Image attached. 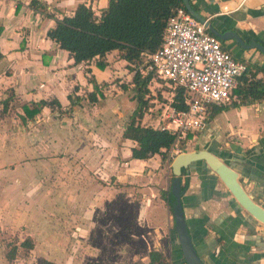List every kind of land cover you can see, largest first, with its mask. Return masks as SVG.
<instances>
[{
  "label": "crops",
  "instance_id": "obj_1",
  "mask_svg": "<svg viewBox=\"0 0 264 264\" xmlns=\"http://www.w3.org/2000/svg\"><path fill=\"white\" fill-rule=\"evenodd\" d=\"M37 1L45 7V12L31 8V0H0V89H12L23 103L46 100L50 96L60 102L61 112L51 113L48 109H43L36 120L28 125L50 124L57 147L68 148L72 156L76 154V158L82 159L85 167L83 172L88 175L85 187L88 190L85 197L91 199L88 203L106 206L109 203L107 199L114 201L121 194V190L106 185L105 176L106 173L112 174L117 177L116 182L121 184L123 161L130 166L140 164L141 171L149 172L147 189L143 191L152 195L145 194L148 196L146 200L154 195L161 197L164 193L163 202L169 210L165 193L170 187L169 179L166 181L165 178L162 183L158 181L164 180V169L162 170L159 157H151L146 161L131 160L130 149L135 144L122 139L123 130L119 133L120 143L110 142L107 138L109 129L106 128V121L108 118L112 119L111 123L116 120L114 117L117 106L108 100L104 101L103 106H91L85 101L71 105L76 96L89 89L83 64L73 66L67 52L59 49L46 37L47 31L54 26V21L46 17L50 11L70 14L79 4L101 9L107 7L108 0ZM192 3L196 6L197 13L215 30L235 33L245 44L258 43L264 47V0H193ZM219 41L222 48L237 61L247 64L251 74H255L258 68L264 69V55L257 49L242 50L233 40ZM113 55L114 53L106 57L109 66L105 71L92 65L89 67L91 76L98 84L108 82L112 76L117 77L118 72L114 68L122 61L116 60L117 63L113 64V60L109 59ZM254 78L264 79V75L257 73ZM75 87L77 91L74 90ZM235 91L233 90V100L229 106L214 107L216 114L210 119L207 130L202 132L204 136L201 133L197 137H202L200 140L211 144L212 151L238 174L245 191L264 208V101L231 106L234 101H238ZM81 118L87 121V125L82 127ZM71 121L80 124L73 128L72 135L76 139L81 137L85 144H91L92 147L86 148L81 141V148H78L76 139L71 137L68 130ZM58 124L65 129H60ZM46 132L49 133V129ZM66 132L69 137L65 141L62 135ZM106 143L115 149L108 156L105 151ZM82 146L86 149H82ZM200 164L203 166L200 165L199 169L205 171V164ZM90 172L97 182L90 178ZM199 176L201 175L194 172L193 166L181 176V183L185 179L189 180L182 207L192 241L203 263L264 264V227L238 206L215 175L209 173ZM142 177L132 178L142 183ZM154 183L158 184L157 189ZM116 191H119L117 196ZM112 196L114 197L109 199ZM158 210L162 213L163 207L158 205ZM147 213L149 215V210ZM91 216L92 214L87 215L89 218ZM158 216L159 211L153 215L154 218ZM215 232L224 237L226 248H218L220 252L214 256L212 249L215 245ZM152 251L162 254L163 258L168 253L166 249H152L150 252ZM171 257L175 258L172 254ZM146 259V264H149L148 255ZM164 261L170 264L166 259Z\"/></svg>",
  "mask_w": 264,
  "mask_h": 264
},
{
  "label": "rangeland",
  "instance_id": "obj_2",
  "mask_svg": "<svg viewBox=\"0 0 264 264\" xmlns=\"http://www.w3.org/2000/svg\"><path fill=\"white\" fill-rule=\"evenodd\" d=\"M110 59L113 64L117 63L116 58ZM124 65V62H119L115 66L118 75L112 76L109 82L114 78L124 84L131 81L132 67ZM147 89L149 92L145 100L148 108L142 124L161 128L169 122L165 116L170 114L167 108L172 103L175 90L160 80H153ZM115 90L117 92L111 90L114 95L108 92L105 100L117 106L116 120L111 123L112 119L108 118L106 128L109 129L107 138L110 142L120 143L119 133L137 107L136 92L132 89L126 93ZM3 94L0 89V99ZM22 101L14 95L8 112L2 114L0 109V264H146V257L152 249H166L168 253L164 254V259L170 264H184L172 215L163 197L154 195L146 200L148 196L145 194L152 195L143 191L147 189L149 172L141 171L140 164L130 166L122 161L121 184L116 182V176L108 173L105 176L106 185L121 190V194L114 201L107 199L109 203L106 206L88 203L91 201L85 197L88 195V190H85L88 175L83 172L82 159L76 158V154L72 156L68 148L57 147L50 124L23 126L17 118L24 104ZM82 101L88 104L86 99ZM81 120L82 127L87 125V121ZM78 124L70 122V135ZM58 126L65 129L60 124ZM196 135L188 134L182 149L178 143V154L204 149L203 140H200L202 137ZM62 136L65 141L69 137L67 132ZM201 136H204L203 133ZM71 137L76 139L74 135ZM76 141L79 149L82 143L85 144L81 137ZM84 146L92 147L88 143ZM85 147L82 146V149ZM114 150V146L106 143L107 156ZM116 160L119 162V159ZM172 160L162 163L164 180L158 179L160 183L166 178L171 184ZM200 165L198 162L190 167L193 166L194 172L202 176ZM133 176L142 177V183L133 180ZM90 178L97 182L92 172ZM154 186L156 189L159 187L157 183ZM117 193L119 191H116V196ZM158 205L163 207L162 213ZM157 211L159 216L154 218ZM90 214L92 216L87 217ZM27 238L34 243L31 251L19 246ZM14 246L17 247L16 258L8 263L5 255Z\"/></svg>",
  "mask_w": 264,
  "mask_h": 264
},
{
  "label": "trees",
  "instance_id": "obj_3",
  "mask_svg": "<svg viewBox=\"0 0 264 264\" xmlns=\"http://www.w3.org/2000/svg\"><path fill=\"white\" fill-rule=\"evenodd\" d=\"M192 1L190 0L192 9L198 12ZM30 6L34 10H41V13L45 12V7L37 0H31ZM179 7H184L181 0H108L106 8L94 9L90 5L79 4L70 14L59 11H50L46 14V17L54 21V26L46 33L47 39L67 52L73 66L83 64V73L89 89L76 96L71 105H77L86 99L88 105L103 106L111 90L117 92L115 89H118L122 93L130 89L135 90L137 107L128 117L121 135L123 140L135 144L130 149L131 160L146 161L157 156L162 163L171 162L168 154L175 144V135L160 127L153 128L142 124L145 110L148 108L145 96L149 92L147 88L153 80V74L140 71L139 66L142 55L157 50L168 18ZM113 53L112 58L124 62L127 68L132 67L131 81L124 84L120 83L118 78H114L110 82L98 84L91 76L89 67L92 65L100 71H105L109 66L106 57ZM257 73L264 75V69H256L255 74ZM255 74L252 72L251 80L241 79L234 89L238 101H234L231 106L264 101V79H255ZM113 87L115 89H111ZM74 90L77 91V88ZM2 91L4 94L0 99V109L3 114L8 112L16 94L10 88ZM112 94L114 95V93L110 95ZM183 98V90L176 89L170 106L174 110H182ZM43 109H48L51 113L61 112L62 106L53 96L38 102L29 101L21 105V112L17 118L26 126L33 123ZM215 114L216 111L213 109L210 119ZM186 138L179 142L180 149L189 137ZM184 190L185 188L181 189L182 192ZM166 202L172 214L175 199L170 190ZM19 246L26 251L34 249V243L30 238L23 240ZM16 254L17 247L14 246L5 255L6 261L12 263ZM148 259L149 264H167L162 254L158 252H149Z\"/></svg>",
  "mask_w": 264,
  "mask_h": 264
},
{
  "label": "built area",
  "instance_id": "obj_4",
  "mask_svg": "<svg viewBox=\"0 0 264 264\" xmlns=\"http://www.w3.org/2000/svg\"><path fill=\"white\" fill-rule=\"evenodd\" d=\"M139 70L184 92V108L174 110L169 106L170 114H164L169 122L161 127L176 137L168 154L170 160L179 155L177 145L188 134L199 135L207 130L214 107L231 104L233 90L241 79L252 78L247 64L223 49L220 41L184 7L172 12L159 47L142 55Z\"/></svg>",
  "mask_w": 264,
  "mask_h": 264
},
{
  "label": "water",
  "instance_id": "obj_5",
  "mask_svg": "<svg viewBox=\"0 0 264 264\" xmlns=\"http://www.w3.org/2000/svg\"><path fill=\"white\" fill-rule=\"evenodd\" d=\"M184 9L198 22L203 24L206 30L218 40H233L242 50L257 49L264 55V47L258 43L245 44L235 33L220 32L215 30L211 24L199 13L195 12L190 0H181ZM203 162L210 172L218 177L226 189L231 193L238 205L246 211L253 219L264 225V209L259 206L242 187L238 174L218 155L207 149L177 155L170 165L172 173L171 194L175 199L173 207L174 228L185 264H203L193 247L189 237L183 207L181 204V174L187 171L195 163Z\"/></svg>",
  "mask_w": 264,
  "mask_h": 264
},
{
  "label": "flooded vegetation",
  "instance_id": "obj_6",
  "mask_svg": "<svg viewBox=\"0 0 264 264\" xmlns=\"http://www.w3.org/2000/svg\"><path fill=\"white\" fill-rule=\"evenodd\" d=\"M201 142V141H200ZM203 143H204V149H207L208 151H212V148H211V144H209V143H205L204 141H203ZM209 173H211L210 172V170L208 169V168H206V170H205V172H204V170H203V172H201V174H202V176H203V174H209ZM183 174H185V171H182V174H181V176L183 175ZM214 175V174H213ZM216 176V175H215ZM188 177H189V175H188ZM217 177V176H216ZM218 178V177H217ZM172 181V180H171ZM242 185V184H241ZM243 187V186H242ZM182 188H185V190L182 192L181 191V204H182V199H183V197L185 196V194H186V192H187V190H188V188H189V180L188 179H185V180H183L182 181V183H181V189ZM169 190H170V193H171V184H170V187H169V189H168V191L167 192H165L167 195H168V192H169ZM231 194V193H230ZM167 195H166V198H167ZM172 195V194H171ZM161 196L163 197V198H165V195H164V193L163 194H161ZM233 197V196H232ZM174 198V197H173ZM234 199V198H233ZM235 200V199H234ZM254 200V199H253ZM255 201V200H254ZM256 202V201H255ZM257 203V202H256ZM238 204V203H237ZM258 204V203H257ZM259 205V204H258ZM239 206V205H238ZM260 206V205H259ZM240 207V206H239ZM262 207V206H261ZM241 208V207H240ZM263 208V207H262ZM242 209V208H241ZM264 209V208H263ZM173 210V209H172ZM243 210V209H242ZM244 211V210H243ZM171 212V211H170ZM245 213H247L246 211H244ZM247 215H249L248 213H247ZM172 216H173V213H172ZM249 217H251L250 215H249ZM184 218H185V216H184ZM252 218V217H251ZM253 219V218H252ZM256 223H258V224H260L259 222H257L255 219H253ZM185 221H186V219H185ZM186 225H187V223H186ZM260 225H262V224H260ZM263 227H264V225H262ZM187 230H188V234H189V237L191 238V242H192V244H193V247H194V249L196 250V253H197V255H198V252H197V249H196V247H195V245H194V243H193V241H192V237H191V234H190V231H189V229H188V226H187ZM216 233V232H215ZM207 235V234H206ZM214 243H215V245L213 246V249H212V255H214L215 256V254H218L220 251L218 250V248H221V249H225L226 248V243H225V240H224V237L222 236V235H220L219 233H216V238L214 239ZM178 247H179V244H178ZM179 249H180V247H179ZM181 251V250H180ZM225 251V250H224ZM199 256V255H198ZM200 258V257H199ZM201 259V258H200ZM201 261H202V259H201ZM203 262V261H202ZM204 264V263H203Z\"/></svg>",
  "mask_w": 264,
  "mask_h": 264
}]
</instances>
